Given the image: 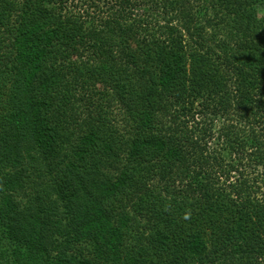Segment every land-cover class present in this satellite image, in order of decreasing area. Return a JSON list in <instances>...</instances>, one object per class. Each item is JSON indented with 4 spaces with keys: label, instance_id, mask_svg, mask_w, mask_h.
<instances>
[{
    "label": "trees",
    "instance_id": "trees-1",
    "mask_svg": "<svg viewBox=\"0 0 264 264\" xmlns=\"http://www.w3.org/2000/svg\"><path fill=\"white\" fill-rule=\"evenodd\" d=\"M264 0H0V264H264Z\"/></svg>",
    "mask_w": 264,
    "mask_h": 264
},
{
    "label": "rangeland",
    "instance_id": "rangeland-1",
    "mask_svg": "<svg viewBox=\"0 0 264 264\" xmlns=\"http://www.w3.org/2000/svg\"><path fill=\"white\" fill-rule=\"evenodd\" d=\"M259 9V12L261 13V14H263V12H264V8H258Z\"/></svg>",
    "mask_w": 264,
    "mask_h": 264
}]
</instances>
